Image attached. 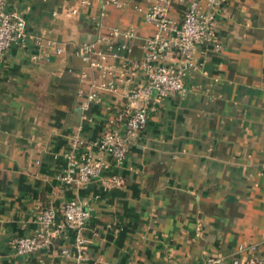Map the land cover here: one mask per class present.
I'll list each match as a JSON object with an SVG mask.
<instances>
[{
    "label": "crops",
    "instance_id": "crops-1",
    "mask_svg": "<svg viewBox=\"0 0 264 264\" xmlns=\"http://www.w3.org/2000/svg\"><path fill=\"white\" fill-rule=\"evenodd\" d=\"M81 2L8 0L29 32L63 53L13 47L0 64V264H75L61 255L73 249L72 231L29 255L13 245L36 232L45 208L74 199L91 212L87 264H264V0L221 8V50L198 49L204 66L186 94L152 100L148 126L122 166L108 157L101 179L64 186L56 179L64 162L54 154L69 150L80 125L87 141L98 139L122 104L100 93L91 121H82L78 93L88 92L90 78H82L88 70L76 52L95 40L102 9ZM181 12L175 5L171 17L180 20ZM102 19L107 28L135 30L123 58L141 61L153 34L143 15L108 8ZM123 58L114 62L120 69ZM112 177L120 185H108Z\"/></svg>",
    "mask_w": 264,
    "mask_h": 264
},
{
    "label": "built area",
    "instance_id": "built-area-1",
    "mask_svg": "<svg viewBox=\"0 0 264 264\" xmlns=\"http://www.w3.org/2000/svg\"><path fill=\"white\" fill-rule=\"evenodd\" d=\"M89 1L82 0L81 4L87 5ZM96 1L101 6L102 16L108 8L118 11L133 8L153 28V34L144 42L141 61L123 58L131 53L127 43L138 37L135 30L107 28L101 16L95 22V40L78 48L76 55L88 70L82 73V78H90L88 92L78 93L84 98L82 121H91L87 113L93 104L101 102L100 93L120 96L122 104L98 139L87 141L80 125L69 150L54 154V159L62 157L64 162L62 172L56 177L64 186H85L101 179L108 168V157L118 167L125 163L130 146L148 126L152 100L186 94L191 76L204 66L197 57L198 49L212 47L216 51L221 50L216 38V16L230 0H146L145 7L137 4L136 0ZM175 5L182 7L180 20L171 17ZM33 46H46L57 55L63 53V48L55 42L45 41L29 32L23 16L8 10V0H0V64L13 47L28 51ZM121 58L124 61L120 69L114 62ZM107 183L118 186L121 181L112 177ZM90 219L91 212L77 199L66 202L59 210L45 208L39 216L36 232L16 239L14 249L18 255H29L48 248L66 231H72L75 235L73 249L65 248L61 255L72 258L75 264H87L90 240L84 231ZM220 262L209 260L207 264ZM232 264L241 263L235 259ZM246 264L262 262L251 258Z\"/></svg>",
    "mask_w": 264,
    "mask_h": 264
}]
</instances>
